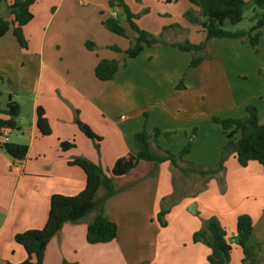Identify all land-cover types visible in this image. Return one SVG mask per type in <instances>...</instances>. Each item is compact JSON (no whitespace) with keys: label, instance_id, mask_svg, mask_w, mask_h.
Here are the masks:
<instances>
[{"label":"crops","instance_id":"0c3cea01","mask_svg":"<svg viewBox=\"0 0 264 264\" xmlns=\"http://www.w3.org/2000/svg\"><path fill=\"white\" fill-rule=\"evenodd\" d=\"M40 1L31 6L33 18L22 28L27 49H21L16 42L12 55L5 52L1 61L9 70L0 68V74L16 93L8 97L19 106L16 133L6 131L7 137H11L10 143L27 146L28 152L24 160L16 161L0 149V264H21L26 260L24 249L14 237L43 228L52 195L73 197L84 189L85 175L80 168L68 164L72 159L85 158L109 175L114 162L132 150L134 135L145 128L160 131L152 141L153 150L176 155L191 142L184 160L215 168L225 135L212 123L213 117L240 119L245 116V107L251 105L264 125V84L257 82L247 87L240 82L243 74L250 69L251 74H256L258 69L240 40H212L207 47L211 61H204L196 69H189L186 63L190 58L175 49L144 48L139 56L120 67L112 80L100 82L94 76L97 63L122 57L109 49L116 46L114 37L101 21L112 17L114 11L120 14V10L110 11L109 0H87L102 14L97 21V36L90 41L88 33L68 24L69 17L54 21L68 13L70 0H51L38 7ZM122 1L133 14L144 9L146 2ZM185 2L183 13L192 8ZM5 9L6 3L0 0V16L6 19ZM122 26L128 36L134 37L127 25ZM261 32L260 39L264 37V27ZM8 33L12 36L10 30L0 39ZM200 36L188 41L198 44ZM168 41L167 44L181 43ZM86 42L94 48L88 50ZM116 47L124 51L129 44ZM244 63L253 65L243 70ZM181 73L184 89L175 92L173 87ZM164 77L165 89L170 92L167 96L158 85ZM5 107L6 104L0 110ZM37 108L44 112L51 131L48 136H41L37 129ZM0 119L7 117L0 115ZM81 124L99 137V142L86 138ZM164 134L170 135L168 140ZM62 142L73 147L62 151ZM223 167L224 172L203 187V180L195 175L181 174L179 183H174L177 169L169 162L160 164L154 176H150L152 164L139 163L127 176L115 180V186L122 190L103 206L104 215L117 226L115 240L87 244L86 226L95 215L91 213L79 223L65 224L55 234L45 248L42 264H209V249L194 243L193 235L207 219L216 217L232 242L240 215L252 220V242L260 246L257 264H264V170L256 162L242 168L234 155L226 159ZM195 179L200 188L188 194L184 188ZM207 196L218 202L217 210H209ZM172 198L175 202L164 218L166 226L161 227L157 215ZM247 198L259 203L245 208L237 204ZM192 203L197 205L195 214L188 212ZM242 260L241 248L234 246L229 264H243Z\"/></svg>","mask_w":264,"mask_h":264},{"label":"trees","instance_id":"16d2710c","mask_svg":"<svg viewBox=\"0 0 264 264\" xmlns=\"http://www.w3.org/2000/svg\"><path fill=\"white\" fill-rule=\"evenodd\" d=\"M6 3V19L0 16V38L11 30L21 49H27V40L24 38L22 28L28 24L33 16L30 8L38 0H3ZM189 5L197 9V13L190 9L184 13V18L191 24L199 26L204 34L203 41L191 44L188 40L167 44L181 52L198 53L204 51L212 40L229 39L241 40L257 51L259 39L264 27V0H250L248 4L253 6L254 15L251 17L252 25L246 30L230 31L225 29L226 25L236 26L243 20V13L248 5L244 0H187ZM108 6L115 10L118 8L120 14L115 17L101 21V25L109 33L129 39V47L122 51L116 46L109 49L114 53L122 55L119 60H100L94 68V76L100 82H108L113 79L120 67H125L127 62L135 59L144 48L163 46L160 36H154L140 29L135 20L137 16L132 14L122 0H109ZM259 10L260 13L256 12ZM122 17L124 23L134 34L129 37L120 22ZM88 50L94 48L91 42H86ZM200 56L193 57L189 68L196 69L202 62ZM0 74V81H3ZM8 82L7 80H5ZM9 84V82H8ZM181 82L176 90H183ZM0 115L7 119H0V136L5 131H16V119L19 116V106L8 97L5 109L0 110ZM212 123L218 125L225 135V143L222 146L219 162L215 168H206L192 164L184 160L189 154L191 142H188L176 155L164 151H155L152 141L155 142L160 131L154 129L151 132L145 128L134 135L133 148L125 156L118 158L109 175L103 169L82 157H76L68 162L70 166H76L85 175L84 189L73 197L52 195L49 200V210L45 225L39 230H30L15 235V243L20 245L25 253L26 260L21 264H42L45 248L48 242L65 224H76L83 221L89 214L94 213V218L86 226L85 240L89 245L107 244L115 240L117 226L111 222L103 211L104 204L122 189L115 186V180L127 176L139 163H150L153 170L150 176H154L157 167L169 162L183 176L195 175L206 182L224 172L223 164L230 155H234L237 164L244 168L249 162H256L264 170V125L260 123L257 110L254 106L245 107V116L240 119H220L213 117ZM36 126L41 136H48L51 131L44 118L41 108L36 109ZM81 132L86 138L93 142H99L97 137L86 125L81 124ZM167 140L169 134L163 135ZM73 144L62 142L60 149L66 151ZM0 149L16 161L25 159L28 148L25 145L10 142L0 143ZM157 149V148H156ZM181 165V166H180ZM101 193L99 196L98 193ZM168 209H161L157 215V222L165 227L164 218ZM235 237L232 242L228 239L225 229L216 217L207 219L200 231L193 235V242H200L209 249L207 261L209 264H229L230 254L234 246L241 248L243 264H257L260 254V246L252 242L253 223L249 216L240 215L235 225Z\"/></svg>","mask_w":264,"mask_h":264},{"label":"rangeland","instance_id":"374dc122","mask_svg":"<svg viewBox=\"0 0 264 264\" xmlns=\"http://www.w3.org/2000/svg\"><path fill=\"white\" fill-rule=\"evenodd\" d=\"M51 2V0H42L39 2L38 7H41V5H47L48 2ZM55 1L56 0H52ZM148 2L147 0H145ZM143 2L144 9H141L138 13L134 14L137 16V19L135 20V23L138 27L144 28L143 30L152 34V32L160 33L158 36H160L161 41L163 42L164 47H169L172 49H175L179 51L176 48L170 47L167 45L168 40H174V42H184L186 40H198L197 37L200 36L201 41H203L204 34L202 33L199 26L191 24L184 18V6H185V0H152V2H148L150 5L148 6V3ZM250 2V1H249ZM248 2V3H249ZM247 3V4H248ZM94 5L92 3L87 2V0H70L69 2V11L65 15L57 16V18L54 21H65L63 18L69 17L70 19L66 21H70L68 24L73 26L74 29L81 28L85 33H88V40L91 41L94 36H97L96 28L99 26V17L102 16L101 13H97L94 9ZM193 8V7H192ZM191 8V9H192ZM111 11L112 9L109 8ZM256 12L260 13L259 10H256ZM133 14V13H132ZM119 15V14H118ZM254 15V8L250 4H248L244 10L243 13V20L241 23H239L236 26H230L226 25L225 29L230 31H236V30H246L248 29L252 23H251V17ZM120 22L122 25H124V21L122 17H119ZM95 23H97L95 25ZM98 25V26H97ZM126 25V24H125ZM159 30V31H157ZM201 33V34H200ZM263 34V33H262ZM131 34H129L130 36ZM113 41L116 46H125L129 44V39L127 38H120L113 35ZM131 37V36H130ZM241 41V40H240ZM242 42V41H241ZM191 43V42H190ZM245 46H247L249 50V57L250 59L256 62L257 65V71L256 74H251L249 71L246 74H243L240 77V82L244 86H254L257 82H260L261 84H264V37H262L258 43L257 51L255 52L253 48H251L247 42H242ZM14 45L16 44L15 39L8 33L6 35V38L0 39V68H3L5 70H9L8 67H4L2 65L3 57L6 56L5 52H7L8 55H12L13 49H15ZM180 55H185L186 57L190 58V61L193 57L200 56L203 60L201 63H204L206 60H210L208 57V51L207 48L198 53H186L179 51ZM250 60V61H251ZM119 61H122L119 59ZM187 62L186 65L189 67V64ZM211 61V60H210ZM177 63V61H176ZM253 63L249 64H243V70L247 69L249 66H252ZM129 69V68H127ZM191 69V68H189ZM128 72H126L127 74ZM125 75V74H124ZM239 81V79H237ZM10 83V81L8 80ZM8 82L5 80L0 81V108L7 104L8 102V96L12 94L15 96V91L12 90V88L9 86ZM181 82L184 86V75L183 73L178 74V79H176V83L174 84L173 91L177 92L179 90H176V86ZM158 85L161 86L163 96L169 95V89L166 88L167 85V79L164 77L160 78L158 80ZM164 89L168 92H165ZM21 101V99H20ZM12 133H16V131H13ZM7 139L9 142L11 141V137L8 136ZM181 173L177 170H175V180L174 183L178 184ZM200 181V180H199ZM202 182V181H201ZM200 188V183L195 180H190L189 186L184 188L186 189V192L189 194V192L196 191ZM177 199V198H176ZM205 203L208 206L209 210H217L218 208V202L215 201L211 196H207L205 199ZM173 202H175V199H171L170 204L167 203V209H171ZM238 203H242V206L245 208L247 206L253 207L254 205L258 204L259 201L254 198H247V199H240Z\"/></svg>","mask_w":264,"mask_h":264},{"label":"water","instance_id":"95a60500","mask_svg":"<svg viewBox=\"0 0 264 264\" xmlns=\"http://www.w3.org/2000/svg\"><path fill=\"white\" fill-rule=\"evenodd\" d=\"M196 203H192L191 205H190V207L188 208V212L190 213V214H195L196 213Z\"/></svg>","mask_w":264,"mask_h":264},{"label":"built area","instance_id":"2783aa9c","mask_svg":"<svg viewBox=\"0 0 264 264\" xmlns=\"http://www.w3.org/2000/svg\"><path fill=\"white\" fill-rule=\"evenodd\" d=\"M115 16H117V13L114 11V12L112 13V17H115ZM2 137H3V141L6 142V141H7V133H6V131L3 132ZM4 264H5V263H4Z\"/></svg>","mask_w":264,"mask_h":264}]
</instances>
